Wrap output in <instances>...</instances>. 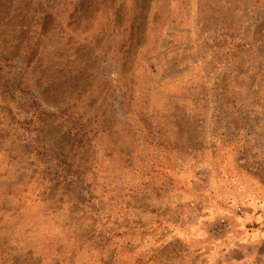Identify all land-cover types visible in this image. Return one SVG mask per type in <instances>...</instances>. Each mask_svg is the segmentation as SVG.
I'll return each mask as SVG.
<instances>
[{"label":"rangeland","instance_id":"374dc122","mask_svg":"<svg viewBox=\"0 0 264 264\" xmlns=\"http://www.w3.org/2000/svg\"><path fill=\"white\" fill-rule=\"evenodd\" d=\"M0 264H264V0H0Z\"/></svg>","mask_w":264,"mask_h":264}]
</instances>
